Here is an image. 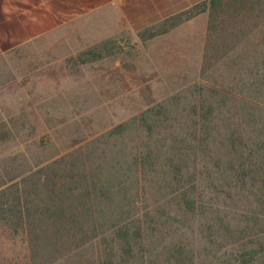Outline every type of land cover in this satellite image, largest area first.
Instances as JSON below:
<instances>
[{"label": "trees", "instance_id": "obj_1", "mask_svg": "<svg viewBox=\"0 0 264 264\" xmlns=\"http://www.w3.org/2000/svg\"><path fill=\"white\" fill-rule=\"evenodd\" d=\"M207 10L204 68L251 26L262 62L247 79L198 83L119 124L113 135L134 137L114 156L80 147L5 179L0 264H264V0H206L140 33L156 37ZM3 236L24 254L5 251Z\"/></svg>", "mask_w": 264, "mask_h": 264}, {"label": "rangeland", "instance_id": "obj_2", "mask_svg": "<svg viewBox=\"0 0 264 264\" xmlns=\"http://www.w3.org/2000/svg\"><path fill=\"white\" fill-rule=\"evenodd\" d=\"M209 27L207 10L153 38L126 32L86 45L53 40L32 51L0 52V186L80 147L114 156V144L131 146L134 135H113V128L149 106L190 95L198 83L224 88L247 79L262 62L253 56L257 28L235 44L220 42L218 58L204 68ZM94 47L100 57L83 62L80 54ZM6 237L4 250L23 255L22 245Z\"/></svg>", "mask_w": 264, "mask_h": 264}, {"label": "crops", "instance_id": "obj_3", "mask_svg": "<svg viewBox=\"0 0 264 264\" xmlns=\"http://www.w3.org/2000/svg\"><path fill=\"white\" fill-rule=\"evenodd\" d=\"M206 0H0V52L86 45L137 32Z\"/></svg>", "mask_w": 264, "mask_h": 264}]
</instances>
